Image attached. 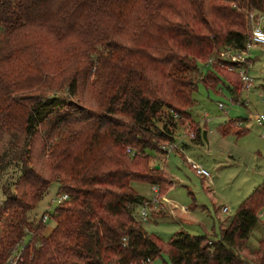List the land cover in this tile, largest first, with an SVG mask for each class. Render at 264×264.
Here are the masks:
<instances>
[{
  "label": "trees",
  "instance_id": "1",
  "mask_svg": "<svg viewBox=\"0 0 264 264\" xmlns=\"http://www.w3.org/2000/svg\"><path fill=\"white\" fill-rule=\"evenodd\" d=\"M255 9L264 0H0V171H19L3 186L0 264H264V238L248 243L264 181L218 239L180 230L167 242L139 220L152 199L132 185L158 197L172 186L151 151L192 117L199 59L214 68L244 49ZM53 183L68 199L46 233L31 211Z\"/></svg>",
  "mask_w": 264,
  "mask_h": 264
},
{
  "label": "rangeland",
  "instance_id": "2",
  "mask_svg": "<svg viewBox=\"0 0 264 264\" xmlns=\"http://www.w3.org/2000/svg\"><path fill=\"white\" fill-rule=\"evenodd\" d=\"M37 41L42 44L41 39ZM250 58V64L244 66L252 79L250 88L241 81L238 69L231 73L228 65L217 61L212 68L211 58L199 59L202 72L197 76L199 83L193 94L196 101L190 110L192 117L186 118L182 113L177 117L178 125L173 127L174 144L178 149L169 152L163 145L158 151H151L150 164L166 171L167 179L173 184L159 195V201L165 197L171 205L165 201L163 208L155 205L144 227L165 242L180 230L218 239L222 224L227 226V220L241 202L264 181V121L260 124L257 121L264 115V46L250 50ZM206 78L209 79L205 83ZM220 103L224 108H220ZM227 126L230 128L222 132ZM8 140L9 137L0 144V155L8 149ZM189 159L208 171L210 177L198 175ZM17 169L16 166L6 167L0 171V202L4 198L3 186L12 185L19 173ZM132 185L147 199L158 197V187L155 191L146 181H135ZM58 192V184L53 183L31 211L32 220L38 222L44 214L54 211L58 202L68 199L66 194L67 197L59 201ZM224 207L228 210L224 211ZM259 216L248 241L252 248L258 247L259 240L264 238V207ZM45 224L47 233L56 221L50 217ZM25 240L28 242V238ZM25 245L19 246L18 252ZM168 262L166 254L155 260L156 264Z\"/></svg>",
  "mask_w": 264,
  "mask_h": 264
},
{
  "label": "built area",
  "instance_id": "3",
  "mask_svg": "<svg viewBox=\"0 0 264 264\" xmlns=\"http://www.w3.org/2000/svg\"><path fill=\"white\" fill-rule=\"evenodd\" d=\"M247 19L250 28V36L248 42L245 45V48L239 51L238 50L233 51L228 49L223 50L220 53V63L228 65L227 68L231 73H233L234 70L238 69L241 81L244 83L246 88H250L252 85V83L250 84L252 79L247 76L246 71L244 70V66H246V64L248 63L250 64V59H251L250 50L256 49L257 46H264V12L263 10H259V9L250 10L247 14ZM212 60L213 59H210L209 63L210 62L212 63L213 62ZM219 106L220 108H224V105L221 103ZM257 121L259 124L262 123V121H264V115H261ZM193 136L194 135L191 134V137ZM163 147L166 148L167 151L169 152L173 151L174 149H178L177 145H175L174 143ZM188 162L192 165L193 169L196 171L198 175H201L203 177H210L209 172L203 169L200 165L194 163L190 159ZM153 188L155 191H157V186H153ZM66 197L67 195L64 194V195H60L58 199L60 201V198L65 199ZM159 203H160L159 197H156L152 200L147 201L145 204L141 205L138 215L139 220H141L142 222L148 221L150 215L153 213L155 205H158ZM223 210L227 211V207H224ZM49 218L50 216L48 214H44L42 216V219L44 221L48 220ZM16 258H17V254L13 255L11 257V261L8 264H16ZM146 264H156V263L155 261L152 262L150 261V259H148L146 261Z\"/></svg>",
  "mask_w": 264,
  "mask_h": 264
},
{
  "label": "crops",
  "instance_id": "4",
  "mask_svg": "<svg viewBox=\"0 0 264 264\" xmlns=\"http://www.w3.org/2000/svg\"><path fill=\"white\" fill-rule=\"evenodd\" d=\"M262 49H263V48H262ZM222 132H224V131L222 130ZM174 141H175V140H174ZM191 166H192V165H191ZM255 187H256V186H255ZM255 187H254V188H255ZM164 201H165V202H168V203L171 205V203L169 202L168 199H166L165 197H162V198L160 199V203L158 204V207L161 206V208H163L164 205H165V204H164ZM243 201H244V200H243ZM243 201H242V202H243ZM242 202H241V203H242ZM165 206H166V205H165ZM171 210H173V208H172ZM227 210H228V209H227ZM182 211H183V212H187V209L182 208ZM259 218H260V216H259ZM222 227H223V224H222L221 228H222Z\"/></svg>",
  "mask_w": 264,
  "mask_h": 264
},
{
  "label": "water",
  "instance_id": "5",
  "mask_svg": "<svg viewBox=\"0 0 264 264\" xmlns=\"http://www.w3.org/2000/svg\"><path fill=\"white\" fill-rule=\"evenodd\" d=\"M157 169H159L160 167L159 166H156Z\"/></svg>",
  "mask_w": 264,
  "mask_h": 264
}]
</instances>
